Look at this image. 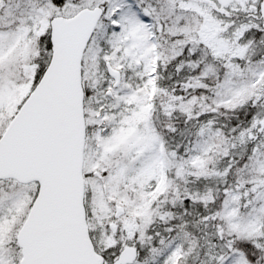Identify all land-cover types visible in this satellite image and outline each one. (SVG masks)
<instances>
[{
    "label": "snow or ice",
    "instance_id": "1",
    "mask_svg": "<svg viewBox=\"0 0 264 264\" xmlns=\"http://www.w3.org/2000/svg\"><path fill=\"white\" fill-rule=\"evenodd\" d=\"M0 264H264V0H0Z\"/></svg>",
    "mask_w": 264,
    "mask_h": 264
}]
</instances>
